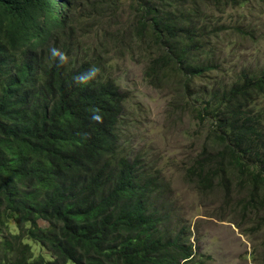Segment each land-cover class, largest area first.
I'll use <instances>...</instances> for the list:
<instances>
[{
    "label": "trees",
    "instance_id": "trees-1",
    "mask_svg": "<svg viewBox=\"0 0 264 264\" xmlns=\"http://www.w3.org/2000/svg\"><path fill=\"white\" fill-rule=\"evenodd\" d=\"M124 1L0 0V264H189L194 258L183 233L174 239L162 234L160 183L144 171L141 158L118 151L127 96L103 69L111 44L133 54L137 40L146 42L147 77L154 85L175 79L181 92L173 101L179 104L192 96L196 79L219 70L202 55L211 43L206 38L221 29L200 27L202 6L192 7L191 0ZM243 1L200 4L223 12ZM92 28L91 54L76 59L79 38ZM51 47L69 62L57 67ZM93 66L99 69L95 79L75 82ZM263 93L264 72H242L221 94L211 92L204 112L218 110L223 149L208 155L211 169L203 162L194 168L202 184L220 172L228 175V160L241 184L253 182L250 201L260 198L264 132L247 108ZM243 154L261 171L245 167ZM222 182L230 193V177ZM28 241L54 260L35 257Z\"/></svg>",
    "mask_w": 264,
    "mask_h": 264
},
{
    "label": "rangeland",
    "instance_id": "rangeland-1",
    "mask_svg": "<svg viewBox=\"0 0 264 264\" xmlns=\"http://www.w3.org/2000/svg\"><path fill=\"white\" fill-rule=\"evenodd\" d=\"M191 1L192 7L202 6L200 27L206 31L221 29L206 38L211 43L202 55L219 70L196 79L192 96L176 104L173 100L181 86L175 79L154 85L147 77L146 42L137 40L133 54H123L121 47L116 49L117 44H111L103 71L127 96L118 151L129 160L141 158L144 171L160 183L156 206L164 217L162 234L174 239L183 233V243L193 247L194 258L189 264H264V187L260 198L250 201L253 182L241 184L238 169L234 170L228 160L223 163L228 175L220 172L205 185L203 177L194 171L198 162L211 169L208 155L223 149L217 138L222 134L218 110L215 114L204 112L211 92L221 94L240 79L242 72L255 77L264 72V0H245L225 7L223 12L211 4H200L201 0ZM85 33L79 38L76 59L87 58L96 43V28ZM247 113L258 117L256 127L264 132V93L248 104ZM242 157L245 167L261 171L255 158ZM222 176L232 181L230 193ZM39 224L48 226L41 220ZM10 228L17 232L13 223ZM28 242L35 257L54 260L41 244Z\"/></svg>",
    "mask_w": 264,
    "mask_h": 264
},
{
    "label": "clouds",
    "instance_id": "clouds-1",
    "mask_svg": "<svg viewBox=\"0 0 264 264\" xmlns=\"http://www.w3.org/2000/svg\"><path fill=\"white\" fill-rule=\"evenodd\" d=\"M50 56L56 62L57 67H62L69 62V57L66 53L58 48L51 47L49 49ZM99 73V69L95 66L90 67L87 72L82 73L74 78L75 82L78 84H87L89 81L96 78ZM92 118L97 122H102V116L98 113H94Z\"/></svg>",
    "mask_w": 264,
    "mask_h": 264
}]
</instances>
